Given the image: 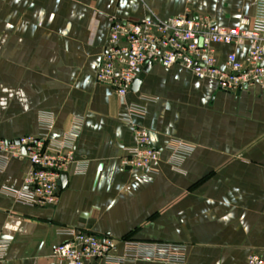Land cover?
<instances>
[{"label":"crops","instance_id":"crops-1","mask_svg":"<svg viewBox=\"0 0 264 264\" xmlns=\"http://www.w3.org/2000/svg\"><path fill=\"white\" fill-rule=\"evenodd\" d=\"M257 1L0 0V139L72 136L75 160L84 162L46 206L16 198L31 169L27 158L0 168V240L9 241L0 264H57L54 249L68 238L60 229L70 227L184 246L181 263L136 264H244L264 255L263 90L223 91L180 65H144L124 101L96 80L114 17L190 13L232 27L254 16ZM215 48L222 62L230 52L244 59L248 43ZM130 105L144 116L123 120ZM41 115L53 117L48 131ZM138 127L161 149L150 177L121 164ZM175 141L191 149L178 168Z\"/></svg>","mask_w":264,"mask_h":264},{"label":"built area","instance_id":"built-area-1","mask_svg":"<svg viewBox=\"0 0 264 264\" xmlns=\"http://www.w3.org/2000/svg\"><path fill=\"white\" fill-rule=\"evenodd\" d=\"M240 43H248L244 59L230 52L223 62L220 60L215 45ZM148 63L166 68L180 65L197 77L214 79L221 90L230 93L255 86L264 92V0L257 1L253 17L243 18L239 25L232 27L218 26L207 15L190 13L167 20L114 17L97 71V82L110 85L124 101L142 67ZM144 114L142 107L130 105L121 118L131 121ZM77 122L78 127L80 121ZM52 124V116L41 115L42 131H48ZM135 134L137 144L127 149L121 164L150 177L156 172L161 149L150 144L146 129L138 127ZM73 140L69 136L50 141L45 133L24 135L15 140L0 139V168H4L11 157L27 158L31 164L24 187L16 192L18 201L35 206L58 202L62 174L71 167H75L76 172L83 171L84 162L78 163L74 157ZM169 148L175 168L191 150L180 141ZM60 232L68 238L54 249L57 264H136L139 260L181 263L185 258L184 246L179 244L120 240L109 234L71 227L61 228ZM119 245L123 246L120 254ZM8 248L9 241L0 240V263ZM244 264H264V255L255 252Z\"/></svg>","mask_w":264,"mask_h":264},{"label":"water","instance_id":"water-1","mask_svg":"<svg viewBox=\"0 0 264 264\" xmlns=\"http://www.w3.org/2000/svg\"><path fill=\"white\" fill-rule=\"evenodd\" d=\"M151 65H152V63H148L147 66L150 67ZM140 83H141V80L138 78V79L134 82L132 89H133V90H136V89L139 87ZM23 152H24V153L26 152V151H25V148L23 149ZM66 177H67V172H64V173L62 174V181H64V180L66 179Z\"/></svg>","mask_w":264,"mask_h":264}]
</instances>
